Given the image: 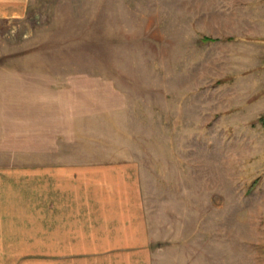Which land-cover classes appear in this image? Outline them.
<instances>
[{"label":"rangeland","instance_id":"rangeland-1","mask_svg":"<svg viewBox=\"0 0 264 264\" xmlns=\"http://www.w3.org/2000/svg\"><path fill=\"white\" fill-rule=\"evenodd\" d=\"M261 118L264 0H30L0 19V168L129 193L154 264H264Z\"/></svg>","mask_w":264,"mask_h":264},{"label":"crops","instance_id":"crops-1","mask_svg":"<svg viewBox=\"0 0 264 264\" xmlns=\"http://www.w3.org/2000/svg\"><path fill=\"white\" fill-rule=\"evenodd\" d=\"M29 3L0 0V19L23 18ZM82 173L0 168V264H154L144 208Z\"/></svg>","mask_w":264,"mask_h":264},{"label":"trees","instance_id":"trees-1","mask_svg":"<svg viewBox=\"0 0 264 264\" xmlns=\"http://www.w3.org/2000/svg\"><path fill=\"white\" fill-rule=\"evenodd\" d=\"M229 39H232V38H229ZM218 39H216V38H214V37H210V36H203L202 37V41L203 42H214V41H217ZM261 121H262V123H263V125H264V118H261Z\"/></svg>","mask_w":264,"mask_h":264}]
</instances>
